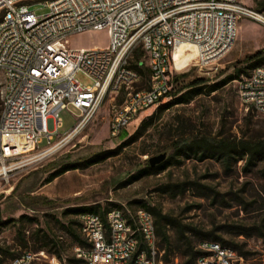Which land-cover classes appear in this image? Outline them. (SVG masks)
<instances>
[{
	"label": "rangeland",
	"instance_id": "obj_1",
	"mask_svg": "<svg viewBox=\"0 0 264 264\" xmlns=\"http://www.w3.org/2000/svg\"><path fill=\"white\" fill-rule=\"evenodd\" d=\"M241 1L255 9L264 7V0ZM31 10L37 15L49 12L44 4H34ZM108 42L106 30L68 38L72 48H104ZM137 50L141 48L134 50L131 63ZM254 55L258 57L247 60ZM141 60L146 62L144 53ZM174 60L183 69L172 92L176 95L142 113L118 136L111 135L109 124L122 97L108 96L90 122L57 149L45 154L33 150L15 160L16 168L0 181V264L25 250L47 256L39 255L35 264H49L56 252L68 264L79 246L68 230L80 232L71 210L91 206L100 212L120 208L126 214L139 207L152 209L161 264H188L189 245L198 249L201 241L217 242L215 237L238 251L243 258L238 264H264V162L246 169L237 153L230 165L184 153L189 144L202 140L218 145L264 139V113L239 96V81L258 61L264 65V25L239 21L232 49L207 67L195 64L190 45L178 48ZM77 78L84 85L92 83L83 73ZM146 80L143 77L140 86ZM197 80L204 82L190 87ZM2 82L0 75V110ZM197 88L189 102L176 101ZM75 115L72 108L60 113V134L76 123ZM45 146L44 141L40 147ZM163 153L166 167L149 173V159ZM92 159L98 162L84 165ZM69 164L80 167L53 177Z\"/></svg>",
	"mask_w": 264,
	"mask_h": 264
},
{
	"label": "built area",
	"instance_id": "obj_2",
	"mask_svg": "<svg viewBox=\"0 0 264 264\" xmlns=\"http://www.w3.org/2000/svg\"><path fill=\"white\" fill-rule=\"evenodd\" d=\"M34 4H44L49 12L37 15L31 10ZM243 19L264 25V7L255 9L241 0H0V181L24 154L57 149L78 134L108 96L122 97L109 124L111 135L118 136L172 96L183 70L175 65L178 48L195 47V64L207 67L232 49ZM90 30H106L108 45L68 46L69 36ZM138 47L146 56L138 65L149 71L144 86L141 72L129 61ZM79 73L92 83L82 84ZM239 96L264 113V65L239 81ZM68 108L76 111V123L60 134V113ZM22 141L34 148L17 151ZM77 217L87 245L75 248L78 261L73 264H161L156 224L145 207L128 214L112 208L104 216L82 212ZM197 248L196 264L243 259L219 242L201 241ZM39 255L47 257L25 250L2 264H35ZM49 264L63 263L54 255Z\"/></svg>",
	"mask_w": 264,
	"mask_h": 264
},
{
	"label": "trees",
	"instance_id": "obj_3",
	"mask_svg": "<svg viewBox=\"0 0 264 264\" xmlns=\"http://www.w3.org/2000/svg\"><path fill=\"white\" fill-rule=\"evenodd\" d=\"M142 54H143L142 50L141 51L137 50L136 61L133 63H131V61H130V65L132 67L138 69L141 72L142 76L144 78L146 77V79H148V76H149L148 69L144 66L139 67V65H138V62L140 61ZM257 57H258V55H254V56L249 57L247 60L256 59ZM261 63H262V61H258V64L256 66L262 65ZM229 79H233V77H230ZM225 81H227V80H225ZM203 82H204V80H197V81L191 83L190 87H194L195 85H199ZM191 89H195V88H191ZM199 91H200L199 88H197L196 90H189L186 93L182 94V96L177 97L176 101L181 102V103H187L191 99H193V97ZM172 95H176V94L174 93ZM185 149L186 150H184V153H186V154H188L189 152H194V154L200 153V158H202V159L205 157L223 159V161L226 165H230L231 161L233 159H237V157L234 156L237 153L238 155L242 156V158L245 159V168L246 169H250L251 167L256 166L259 162H264V139L257 140V141L246 140V141H241L240 143L223 141L218 145H212L208 140H202L199 142H192L187 147H185ZM96 162H98L97 159H92V160H89L84 165L88 166V165L94 164ZM167 163L168 162L166 161V162H163L156 167L150 166L148 168V171H150L149 173H157L161 169H164L166 167ZM79 167L80 166L77 164H69V165L65 166L60 172L55 174L53 177H56L57 175H60L61 173L65 172V171H68L71 169H77ZM146 208L150 211H153L149 207H146ZM71 211H72V213L76 214L77 216H78V214H80L82 212H95V213H100L103 216L106 213V212H100L97 209V206L80 207V208H75ZM78 222H79V220H78ZM79 226H80V223H79ZM68 232L78 245H80V246L87 245V242H86L84 236L82 235L81 231L78 232L74 228H69ZM214 241L221 242V244L225 247H228L230 245V243L228 241H226L220 237H215ZM54 254L57 255V257L62 260V256H61L60 252H56ZM186 254H189V256H190V260H189L188 264H193V263L196 264L197 258L201 254V252L198 249H196L195 246L193 247V246L189 245V249L186 252ZM77 261H78V259L74 255V257L69 260L68 264H73Z\"/></svg>",
	"mask_w": 264,
	"mask_h": 264
},
{
	"label": "bare ground",
	"instance_id": "obj_4",
	"mask_svg": "<svg viewBox=\"0 0 264 264\" xmlns=\"http://www.w3.org/2000/svg\"><path fill=\"white\" fill-rule=\"evenodd\" d=\"M191 48L193 50L194 59H196L197 51H196L195 47L191 46ZM175 65H176V63H175ZM75 134H72L70 137L74 136ZM27 148L28 149H30V148L33 149L34 148L33 143L27 142V141H22L21 143H19L18 148L16 150L19 151V152H25L27 150ZM49 151H51V149L45 150V151H43L41 153H44L45 154V153H48Z\"/></svg>",
	"mask_w": 264,
	"mask_h": 264
},
{
	"label": "water",
	"instance_id": "obj_5",
	"mask_svg": "<svg viewBox=\"0 0 264 264\" xmlns=\"http://www.w3.org/2000/svg\"><path fill=\"white\" fill-rule=\"evenodd\" d=\"M165 158H166V154L163 153V154H160L158 156L151 157L149 159V163L151 166H156V165L162 163L165 160Z\"/></svg>",
	"mask_w": 264,
	"mask_h": 264
}]
</instances>
